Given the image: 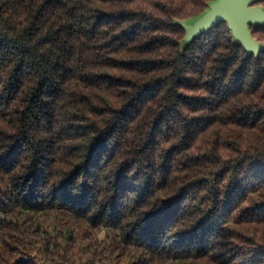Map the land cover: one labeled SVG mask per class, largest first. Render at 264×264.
<instances>
[{"label": "trees", "instance_id": "1", "mask_svg": "<svg viewBox=\"0 0 264 264\" xmlns=\"http://www.w3.org/2000/svg\"><path fill=\"white\" fill-rule=\"evenodd\" d=\"M216 1L0 0V264H264V24L183 45Z\"/></svg>", "mask_w": 264, "mask_h": 264}, {"label": "water", "instance_id": "2", "mask_svg": "<svg viewBox=\"0 0 264 264\" xmlns=\"http://www.w3.org/2000/svg\"><path fill=\"white\" fill-rule=\"evenodd\" d=\"M250 0H221L217 9L199 25V33L207 30L214 24L222 20H229L230 27L241 40L248 46H256V41L252 38L250 31L246 28V20H262L264 16L256 10L248 8ZM260 49V48H259Z\"/></svg>", "mask_w": 264, "mask_h": 264}, {"label": "rangeland", "instance_id": "3", "mask_svg": "<svg viewBox=\"0 0 264 264\" xmlns=\"http://www.w3.org/2000/svg\"><path fill=\"white\" fill-rule=\"evenodd\" d=\"M221 0H217L216 2H213L209 5L208 9L201 14L200 16L196 17V18H188L186 20H182V21H178L179 24H181L182 26H184V28L186 29V36L182 42L183 45H186L188 41L191 40V38L195 35H197L199 33V25L201 24V22L206 19L207 17H209L216 9L217 6L219 5ZM254 0H250L248 3V8L251 10H256L259 14L264 16V7L260 6V5H252V2ZM228 22V24H230L229 20H226ZM250 24H264V19L262 20H246L245 22V26L246 28L249 30V25ZM232 28V27H231ZM234 35L236 36L237 40L239 42H241L244 47L248 50V51H252V52H257L259 50V48L261 49L262 44L256 42V46H248L247 44L244 43L243 40H241L239 38V36L235 33L234 29L232 28Z\"/></svg>", "mask_w": 264, "mask_h": 264}]
</instances>
